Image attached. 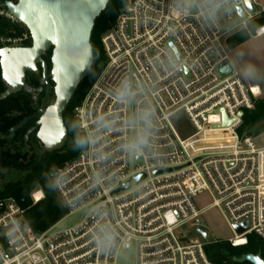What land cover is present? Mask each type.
Listing matches in <instances>:
<instances>
[{"label":"built area","instance_id":"1","mask_svg":"<svg viewBox=\"0 0 264 264\" xmlns=\"http://www.w3.org/2000/svg\"><path fill=\"white\" fill-rule=\"evenodd\" d=\"M257 1L254 13L243 0H130L120 9L100 37L106 63L73 109L88 143L51 173L67 215L85 214L73 226L34 232L15 199H0V264H118L130 248L136 264H216L205 251L216 241L198 232L207 208L223 214L230 246L245 245L249 235L264 240V146L238 133L264 88L242 79L226 46L264 12ZM0 17L23 25L1 4ZM262 35L264 25L253 37ZM29 40L24 26L0 35V48ZM225 65L230 72L222 76ZM141 139L139 150L126 147ZM202 192L212 197L208 207L194 203ZM43 197L41 189L30 195L33 203Z\"/></svg>","mask_w":264,"mask_h":264},{"label":"trees","instance_id":"2","mask_svg":"<svg viewBox=\"0 0 264 264\" xmlns=\"http://www.w3.org/2000/svg\"><path fill=\"white\" fill-rule=\"evenodd\" d=\"M129 1L108 0L106 7L94 21L90 36L93 62L87 76L79 83L64 110L63 121L67 137L61 146L54 150H46L37 144L33 146L31 144L33 136L28 135L25 138V132L31 122L18 129L13 138H4L3 136L10 135L12 127L23 118L22 110L31 109L29 105H33V100L21 97L22 94L29 95V91L25 88H21L17 96L13 98V101L16 99L19 102L16 106L10 104L11 96L0 98V199L7 197L15 199L24 209L25 221L34 232L46 230L67 215V210L60 203L52 187L51 173L55 167L75 158L84 147L76 145V140L84 138V135L76 127L73 109L81 102L106 63V56L100 42L101 35L111 27L120 9ZM3 2L4 0H0V4ZM261 25H264V12L250 20L247 27L251 29ZM23 30V25L0 17V35H18ZM233 35L238 37L239 42L248 38L247 32L244 30ZM25 43L30 45L31 40ZM49 56H51L50 50L44 55L47 62H49ZM28 76L37 82V77L33 73H29ZM36 84L35 86H37ZM28 85L32 86L30 83ZM4 90L5 84L0 73V95ZM54 100L55 96L52 94L49 103H53ZM24 102L26 105H23ZM238 133L252 137L264 133V96L255 100L253 109L243 112ZM35 140L34 138V143ZM6 172L12 173V177L4 179L5 176H10ZM37 189L42 190L44 197L33 203L30 195ZM205 251L216 264H250L249 262H236L234 258L250 253L260 254L264 259V240L255 235H249L247 243L243 246L232 247L226 241L215 242L205 246ZM212 255L214 256L212 257Z\"/></svg>","mask_w":264,"mask_h":264},{"label":"water","instance_id":"3","mask_svg":"<svg viewBox=\"0 0 264 264\" xmlns=\"http://www.w3.org/2000/svg\"><path fill=\"white\" fill-rule=\"evenodd\" d=\"M243 1L246 8L254 13L255 9L251 0ZM107 2L108 0H17L15 3L4 1L1 4V7L6 8L25 26L30 34L31 44L28 47L0 48V73L5 84V90L0 98L18 91L26 71L38 72L37 63L42 66L43 82L46 84L42 108L14 126L11 134L3 136L4 138H12L18 128L30 118L38 116L44 108L51 92V85L47 77V65L42 55L51 50L50 76L54 84L55 102L45 110L42 116L39 136L45 142L47 149H56L62 144L66 138V127L62 115L77 86L87 76L92 65L91 31L95 19L104 10ZM236 12L240 18H245V14L239 7L236 8ZM229 72L228 65L220 69L222 76ZM221 112L223 124H229L224 112ZM142 178L143 176H139L137 181ZM128 186L129 182H126L115 193ZM247 228L246 222L234 226L237 234L243 233ZM198 232L205 240H208V233L204 230H198ZM234 260L239 263L264 264L260 254H243L235 257Z\"/></svg>","mask_w":264,"mask_h":264},{"label":"rangeland","instance_id":"4","mask_svg":"<svg viewBox=\"0 0 264 264\" xmlns=\"http://www.w3.org/2000/svg\"><path fill=\"white\" fill-rule=\"evenodd\" d=\"M264 6V0H258L256 9L259 10L260 7ZM259 26H254L251 29L247 27L244 32H247L248 39L239 42L236 39V44L238 45L234 49V53L243 60V70H238L242 79L247 82H254L260 84L264 88V35L259 37H252L254 35L255 29ZM235 34V33H234ZM232 36V35H231ZM246 71L250 81H247L245 77ZM252 84V83H251ZM178 126L182 129V133L186 135L188 133V127L185 122L184 114L180 113L177 115ZM254 141L258 146H264V133L254 136ZM5 178L12 177V173L6 172ZM4 179H2L4 181ZM212 202V197L208 192H202L194 198V203L202 208L208 207ZM85 210L80 209L71 214L66 215L56 224L60 228L70 227L78 223L84 216ZM200 227L204 229L210 236L211 241L224 242L228 238L233 236L231 229L226 223L223 214L217 208H207L206 211L201 216ZM136 251L134 248L128 250H122L117 256L118 264H136Z\"/></svg>","mask_w":264,"mask_h":264},{"label":"flooded vegetation","instance_id":"5","mask_svg":"<svg viewBox=\"0 0 264 264\" xmlns=\"http://www.w3.org/2000/svg\"><path fill=\"white\" fill-rule=\"evenodd\" d=\"M30 45H27L26 43L21 45V46H18V47H28ZM47 52V51H46ZM45 52V53H46ZM45 53L42 55V59L44 60V62L46 63L47 65V77H48V81L51 85V92H50V95L44 105V108L42 109L41 113L36 116V117H33V118H30L24 125H26L27 123L31 122L30 124V127L26 130L25 132V138L28 137V135H30L31 137L33 136V138L31 139V144L33 146H35V144L39 145L40 147H43L44 149L46 150H54V149H47L46 146H45V142L40 138L39 134H40V131H41V127H42V116L45 112V110L50 106L52 105L53 103H49V99L51 97L52 94H54V90H53V86L54 84L52 83L51 81V76H50V69H51V62H50V56H49V59L47 62L45 59H44V55ZM50 54H51V50H50ZM37 66V69H38V72L35 73V72H32V71H26L25 73V78H24V81L20 87V89L14 93H11L9 96L12 97V100L10 101V104L12 106H16L17 104H19L18 101H16V99H14L13 101V98H15L17 96V93L21 90V88H25L27 91H29V95L27 94H22L21 97H24L26 99H29V100H33V105H29L31 107V109H24L22 110V115H23V118L17 123L19 124L22 120H24L25 118L27 117H30L32 115H34L35 113H37L41 108H42V103H43V98H44V95H45V92H46V84L43 82V77H42V66L40 63H37L36 64ZM29 73H33L36 77H37V82L36 80H32L28 75ZM28 83H30V85L32 84V86H29ZM37 83V84H36ZM35 84L37 86H35ZM35 86V87H34ZM25 90V91H26ZM55 96V94H54ZM26 102L23 103V105H26L25 104ZM28 104V103H27ZM14 112V111H13ZM64 113V112H63ZM62 119H63V115H62ZM64 122V121H63ZM17 124H15L14 126H16ZM65 124V123H64ZM23 125V126H24ZM14 126L12 127V129L14 128ZM21 126V127H23ZM20 127V128H21ZM66 127V126H65ZM18 128V129H20ZM12 129H11V132H12ZM17 129V130H18ZM16 130V131H17ZM15 131V133H16ZM14 133V135H15ZM11 134V133H10ZM13 135V136H14ZM12 136V138H13ZM66 137H67V130H66ZM34 138L36 139L35 140V143H34ZM8 139H11V138H8ZM66 139V138H65ZM64 139V141H65ZM63 141V142H64ZM62 142V144H63ZM61 144V145H62ZM60 145V146H61Z\"/></svg>","mask_w":264,"mask_h":264},{"label":"crops","instance_id":"6","mask_svg":"<svg viewBox=\"0 0 264 264\" xmlns=\"http://www.w3.org/2000/svg\"><path fill=\"white\" fill-rule=\"evenodd\" d=\"M258 2V1H257ZM253 37V36H252ZM238 37L237 36H230L228 39H227V41H226V46H227V49H228V51H229V56H230V61H231V63H232V65L237 69V70H243L244 69V66H243V60L240 58V57H238L237 55H236V53H234V49L238 46L237 44H236V39H237ZM249 38V37H248ZM247 38V39H248ZM240 44V43H239ZM243 68V69H242ZM242 72V71H241ZM245 74V77L247 78V81L249 82L250 81V79H252V78H249L248 77V74H247V72L244 70L243 71ZM250 83H252V84H258V83H254V82H250ZM258 85H260V84H258Z\"/></svg>","mask_w":264,"mask_h":264},{"label":"clouds","instance_id":"7","mask_svg":"<svg viewBox=\"0 0 264 264\" xmlns=\"http://www.w3.org/2000/svg\"><path fill=\"white\" fill-rule=\"evenodd\" d=\"M128 86L125 85L124 90L121 91L120 93H118V96L121 100L125 99V97L128 95V90H127ZM144 140H138V141H133L131 142L129 145H126L127 148H129L130 150H139V148L141 147V145L144 143ZM88 143V141L85 138H78L76 140V145L78 147H83ZM98 244L100 245V247L103 249L104 247H106L105 242L103 241H98Z\"/></svg>","mask_w":264,"mask_h":264},{"label":"snow or ice","instance_id":"8","mask_svg":"<svg viewBox=\"0 0 264 264\" xmlns=\"http://www.w3.org/2000/svg\"><path fill=\"white\" fill-rule=\"evenodd\" d=\"M51 144V142H49Z\"/></svg>","mask_w":264,"mask_h":264}]
</instances>
